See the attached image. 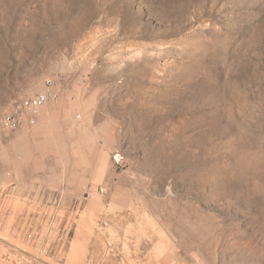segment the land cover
<instances>
[{
    "label": "rangeland",
    "instance_id": "obj_1",
    "mask_svg": "<svg viewBox=\"0 0 264 264\" xmlns=\"http://www.w3.org/2000/svg\"><path fill=\"white\" fill-rule=\"evenodd\" d=\"M0 264H264V0H0Z\"/></svg>",
    "mask_w": 264,
    "mask_h": 264
},
{
    "label": "built area",
    "instance_id": "obj_2",
    "mask_svg": "<svg viewBox=\"0 0 264 264\" xmlns=\"http://www.w3.org/2000/svg\"><path fill=\"white\" fill-rule=\"evenodd\" d=\"M48 87L34 94L16 97L4 114L5 125L13 131L24 126L32 127L38 124L41 109L56 98L51 89L52 78L47 79ZM124 156L116 154L115 160L118 164L124 163Z\"/></svg>",
    "mask_w": 264,
    "mask_h": 264
}]
</instances>
